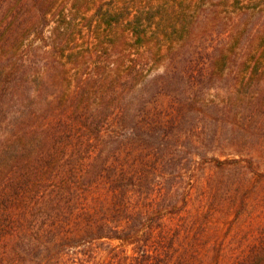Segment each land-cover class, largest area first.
I'll return each instance as SVG.
<instances>
[{
	"label": "trees",
	"instance_id": "trees-1",
	"mask_svg": "<svg viewBox=\"0 0 264 264\" xmlns=\"http://www.w3.org/2000/svg\"><path fill=\"white\" fill-rule=\"evenodd\" d=\"M192 31L185 0H0V264H264V41Z\"/></svg>",
	"mask_w": 264,
	"mask_h": 264
},
{
	"label": "rangeland",
	"instance_id": "rangeland-1",
	"mask_svg": "<svg viewBox=\"0 0 264 264\" xmlns=\"http://www.w3.org/2000/svg\"><path fill=\"white\" fill-rule=\"evenodd\" d=\"M233 1L234 0H185V3L188 4V20L193 24L191 40L193 42L192 52L194 51L199 55L208 51H213L212 48L211 50H208V48L210 46H216V44L220 43V40L225 39L226 36L228 42L232 41V39L237 36H245L248 37L245 39V49H243V47L238 49L242 60L251 59L255 53H260L262 41H264V8H260L257 12L249 11L245 14H238L240 12H235ZM243 1L245 7L247 3L252 2L250 0ZM7 5V3H4L3 8L5 9ZM92 14V11L88 12V16ZM77 21L78 24L83 23L84 16H79ZM230 29H233V31L230 32L231 34H228L227 31H230ZM39 45L40 43L37 41L34 43L28 41L26 43L28 49L39 53V59H45L47 57L44 55L45 50L39 49ZM48 49H53V47H49ZM213 69H215L214 66L208 67L209 72L213 71ZM251 71L252 68H249L247 71V68L243 65L231 66L227 70L228 77L232 80L231 85L234 88L225 89V93L226 91H232V96L237 99L238 102L243 99L246 107H249L251 103L257 102L258 99L254 90L240 85L242 79L245 80L247 79L246 76H250ZM244 74L246 75L244 76ZM214 93H216V91L211 92V94ZM29 100L26 101V104H30ZM261 100H264V96L261 97ZM161 103L167 105L168 102L164 100V102ZM261 162L259 170L264 171V160H261Z\"/></svg>",
	"mask_w": 264,
	"mask_h": 264
}]
</instances>
